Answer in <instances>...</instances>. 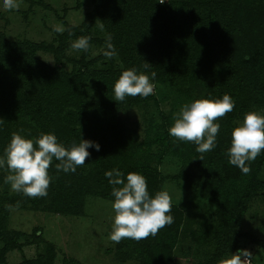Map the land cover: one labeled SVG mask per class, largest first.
Returning <instances> with one entry per match:
<instances>
[{"label":"rangeland","instance_id":"obj_1","mask_svg":"<svg viewBox=\"0 0 264 264\" xmlns=\"http://www.w3.org/2000/svg\"><path fill=\"white\" fill-rule=\"evenodd\" d=\"M157 1L160 3V0ZM166 1L163 0V3ZM18 2V9L9 10L3 6V0H0V31L9 40L28 39L36 42L38 45L36 57L64 76L72 71H78L81 69V62H86L84 87L88 89L87 95L92 99L101 98L103 102L113 104L110 107L116 114L114 117L122 125L124 135H127L125 145L134 146L144 141L147 136L153 137L164 132L169 136L170 144L161 154V158L154 159L151 163L154 168L151 174L157 182L151 188L156 191L166 190L171 197V204L181 210L183 216L177 238L171 248V258L159 264H203L209 260H214L217 264L222 256L228 252L232 253L226 251L215 257L218 224L215 206L209 201V196H214L215 188L225 178L222 166H227L226 161L215 158L214 150L201 154L196 151L194 143L179 141L168 133L174 114L181 105L203 96V86L198 83L196 75L190 79L180 73L183 72L184 62L191 67H195L198 62L196 61L198 52L192 35L185 33L182 24L175 23L171 61L175 66L176 77L172 75L161 81L154 79V92L147 97L129 96L124 101H115L113 91L108 94L105 84L99 81L98 74L110 66L113 70L120 68L121 63L115 58L110 64L108 57L100 56L103 47L93 42L95 37L104 35V29L99 28L101 23L98 19L91 23L85 17L92 8L91 1L18 0ZM229 6L227 10H217L214 23L208 21L205 12L199 13L201 16L199 25L206 30L214 24V32H217L215 34L222 32L223 43L220 48L224 54L223 58L234 65L233 67H239L237 65L241 62V55L264 39V5L247 3L245 0H231ZM224 17L230 24L225 30H220L225 21ZM67 23L82 25L81 27L86 30L85 36L90 38L86 51L71 47L72 42L79 37L63 39L60 36L63 31L54 30L61 26L65 29ZM210 60L211 65L208 66L210 75L206 76L210 77L214 73L212 77H220L221 81H216V89L207 90L210 93L203 97H220L227 93L234 99L236 108L244 101L243 94H240L235 84L228 80L226 74L220 72L223 64L221 58L219 57L221 64L213 62L212 58ZM114 82L111 84L112 90ZM234 108L232 112L237 113ZM250 110L264 114V108L255 104L249 108ZM229 113L217 118V121L222 131L227 119L230 133L242 116L238 114L231 117L228 116ZM33 124L32 130H38ZM229 146L230 143L226 145L227 148ZM178 147L180 148L177 150ZM130 149L133 148L128 147L127 151ZM151 149L153 155L157 153L156 145ZM194 151L202 162L196 164V155L192 154ZM123 153L114 151L111 164L116 166L126 164L121 162ZM185 154H191L189 159H185ZM228 164L233 170H240L229 162ZM256 166L255 159L250 162L251 171L248 174L241 173L236 176L237 178H233L236 185L231 190L236 194L240 193L253 173L262 182L261 185H257L256 192L245 203V212L236 227L239 232L236 239L243 249L252 253L251 264H264V248L251 239L255 237L264 241V162L258 168ZM2 170L5 168L0 169ZM76 172H63L62 178L57 181L52 178L48 195L43 197H28L13 191L10 184L6 185L8 189L6 199L9 204L7 216L4 217L5 241L0 238V256L3 257L0 264H27V259H34L38 254L46 255L47 244L51 246L50 252L55 264H148L142 253L145 239L137 241L124 238L119 243L109 239L113 215L110 202L113 197L101 194L103 186L91 188L93 191L99 190L98 194L78 192L80 179H77L79 175ZM49 175L51 176L50 173ZM59 189L68 192L69 195L75 192L77 194L70 201L71 206L75 208L72 207L69 212L47 208L53 193ZM2 190L3 183L0 184V192ZM35 227L41 228L40 240L36 243L26 241ZM153 237L149 236L147 239L153 240ZM11 238L16 246L3 249L4 244H9Z\"/></svg>","mask_w":264,"mask_h":264},{"label":"trees","instance_id":"obj_2","mask_svg":"<svg viewBox=\"0 0 264 264\" xmlns=\"http://www.w3.org/2000/svg\"><path fill=\"white\" fill-rule=\"evenodd\" d=\"M90 1L92 8L86 13V19L91 23L98 19L104 25V35L95 37L92 41L103 47L100 56L104 58L105 34L111 33L116 55L109 58L110 64L115 58L121 63L120 68L113 70L110 69L112 67L110 66L98 74L99 81L105 84L108 94L113 91L111 84L125 68L135 67L139 71L147 73L154 71L156 73L154 79L160 81L172 75L177 76L174 63L171 61L172 34H174L176 23L182 24L185 33L192 35L198 52L196 55L198 62L195 67L189 66L186 62L183 63L184 69H182L183 72H180L182 76L185 74L186 78L191 79L196 75L198 83L203 86L202 95L207 96L210 93L207 90L216 89V81H221L220 77H212L214 73L210 77L206 76V74L210 75L208 72V66L211 65L210 58L213 62L221 64L220 57L223 62L220 72L227 75L228 80L235 84V88L239 89L244 98V101L234 108L237 113L231 111L228 116L234 117L238 114L243 116V113L249 111V108L254 104L264 108V39L250 51L241 55V62L237 65L239 67H233L234 65L229 64L223 58L224 54L220 48L223 43L222 32L215 34L217 32H214V24H211V27L206 30L199 25L201 20L199 13L205 12L208 21L214 23L217 10L223 11L230 8L231 0H167L164 3H159L157 0ZM245 1L264 5V0ZM224 20L220 30H225L230 24L227 23L226 17ZM81 26L65 24V29L60 34L61 38L85 36L86 30ZM37 48L38 45L34 41L28 39L9 40L0 31V153L9 141L11 133L16 131L31 138H35L42 131L54 132L58 142H62L64 145L70 144L73 140L78 142L81 136L83 139L99 143L100 148L99 151L89 148L90 157L86 158L84 165L78 166L76 172L79 175L77 179H80L77 186L78 192L98 194L99 190L93 191L91 188L103 186L104 191L100 189L102 190L101 194L112 198L110 194L112 187L104 173L106 170L119 168L125 173L134 171L144 175L149 192L154 193L156 190L151 187L157 182L151 174L154 170L151 163L154 159L159 160L161 154L170 144L167 133L164 132L153 137L147 136L144 141L136 143L134 146L125 145L127 135H124L122 125L114 117L116 114L111 108L113 104L107 101L103 102L101 98L92 99L87 95L88 89L84 87L86 62H81V69L78 71H72L64 76L36 57ZM145 62L150 64L147 69L143 67ZM32 123L38 127V130H32ZM230 139L226 119L225 127L222 131L220 129L217 134L216 147L212 149L215 158L226 161L225 165H227L226 167L222 166L225 178L215 188L214 196H209V201L215 206L214 211L218 224L215 257L226 251L235 252L243 248L237 242L236 238L239 232L236 227L245 212V203L256 192L257 185L262 184L253 173L248 179L246 187L240 190V193L236 194L234 190H231L236 185L233 178H237L236 176L242 172L238 169L233 170L231 166L228 167L226 145L228 146ZM153 145L157 146V153L154 155L151 149ZM218 146L222 148H218ZM128 147L133 149L127 151ZM117 150L121 154L123 151L125 152L121 162L123 161L127 165L111 164V156ZM192 154L196 155L195 151ZM189 156L191 154H185V159H189ZM256 161L258 168L264 162V150L256 157ZM200 162L202 159L196 155V164ZM56 163L58 161L53 160L48 172L57 181L62 178L63 171H57ZM7 174V168L0 171V184L3 183V190L0 192V238H3V241L6 236L4 217L7 216L9 204L6 199L8 183L4 182V177ZM76 195V192L69 195L68 192L59 189L53 193L47 208L69 212L72 207L75 208V206H71L70 201ZM33 206L36 207L35 204ZM170 214L174 217V222L161 228L153 240L146 238L144 247L141 246L148 264H159L171 258V248L177 238L183 215L181 210L174 205L171 207ZM41 235V228L35 227L30 238L26 241L36 243L40 240ZM251 239L264 248L263 240L255 237ZM14 246H16L15 242L11 238L9 244H4L3 249ZM46 246L48 251L46 255L38 254L34 259H27V264H55L50 252L51 246L50 244ZM0 260L3 261L2 256H0ZM203 264H215V261L209 260Z\"/></svg>","mask_w":264,"mask_h":264},{"label":"clouds","instance_id":"obj_3","mask_svg":"<svg viewBox=\"0 0 264 264\" xmlns=\"http://www.w3.org/2000/svg\"><path fill=\"white\" fill-rule=\"evenodd\" d=\"M163 3V0H160ZM6 9L19 8L18 0H3ZM101 30L104 25H99ZM57 32L64 31L56 27ZM89 37L81 36L71 44L73 49L87 50ZM103 54L111 58L116 55L111 33L105 34ZM145 62L143 67L149 68ZM156 73L139 71L137 68H125L113 84L115 101H124L126 97H147L154 92ZM234 99L227 93L220 97H200L185 102L174 114L172 125L168 128L170 136L179 141H189L196 145V151L203 154L216 147L220 124L217 118L231 112ZM230 146L227 149L228 162L238 167L242 173L251 171L250 162L264 150V114L250 110L243 113L236 125L230 130ZM89 148L99 151V143L79 137L64 145L58 142L54 132H40L35 138L12 132L9 141L0 153V169L7 168L4 182L10 184L13 191L28 197L48 195L52 181L48 169L55 159L57 171L76 172L77 166L84 165L90 157ZM112 186L113 200L111 208V230L109 239L119 243L124 238L134 240L155 236L165 225L172 224L171 197L166 190L150 193L146 177L139 172L125 173L119 168L104 173ZM252 253L247 249L222 256L217 264H251Z\"/></svg>","mask_w":264,"mask_h":264}]
</instances>
